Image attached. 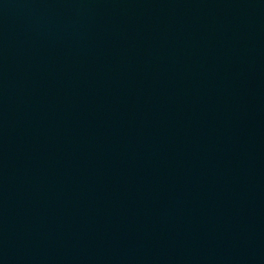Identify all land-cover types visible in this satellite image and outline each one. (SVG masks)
<instances>
[{
	"label": "water",
	"instance_id": "95a60500",
	"mask_svg": "<svg viewBox=\"0 0 264 264\" xmlns=\"http://www.w3.org/2000/svg\"><path fill=\"white\" fill-rule=\"evenodd\" d=\"M0 264H264V0H0Z\"/></svg>",
	"mask_w": 264,
	"mask_h": 264
}]
</instances>
